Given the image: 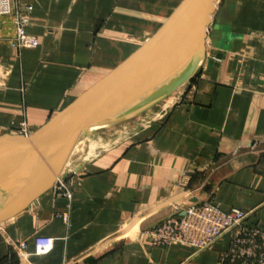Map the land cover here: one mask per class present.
<instances>
[{
    "label": "crops",
    "instance_id": "1",
    "mask_svg": "<svg viewBox=\"0 0 264 264\" xmlns=\"http://www.w3.org/2000/svg\"><path fill=\"white\" fill-rule=\"evenodd\" d=\"M20 1L38 46L13 48V18L0 16V137L42 128L182 0ZM190 80L77 145L59 177L70 201L52 186L1 212L0 264H222L228 235L196 251L153 246L146 234L202 203L241 210L245 227L264 231V0H217ZM36 235L54 240L48 254H33Z\"/></svg>",
    "mask_w": 264,
    "mask_h": 264
},
{
    "label": "water",
    "instance_id": "2",
    "mask_svg": "<svg viewBox=\"0 0 264 264\" xmlns=\"http://www.w3.org/2000/svg\"><path fill=\"white\" fill-rule=\"evenodd\" d=\"M216 3L182 0L132 55L42 128L28 137L1 136L0 206L32 191L49 176V184L30 201L45 192L56 182L77 142L151 108L190 80L203 60Z\"/></svg>",
    "mask_w": 264,
    "mask_h": 264
},
{
    "label": "built area",
    "instance_id": "3",
    "mask_svg": "<svg viewBox=\"0 0 264 264\" xmlns=\"http://www.w3.org/2000/svg\"><path fill=\"white\" fill-rule=\"evenodd\" d=\"M32 7L20 0H0V16L13 18L15 49H34L38 46L35 37L27 34ZM33 130L22 123L18 135L28 137ZM264 178V171H263ZM57 195L70 201L72 191L63 179L57 178L53 185ZM246 214L238 209L222 211L209 204L202 203L188 207L182 216L169 217L146 231L151 244L166 247L173 244L188 245L196 251L205 250L225 235L229 236V245L222 264H264V231L244 226ZM32 244L36 256L48 254L54 244L52 238L33 236ZM26 242H20V252L26 250Z\"/></svg>",
    "mask_w": 264,
    "mask_h": 264
},
{
    "label": "bare ground",
    "instance_id": "4",
    "mask_svg": "<svg viewBox=\"0 0 264 264\" xmlns=\"http://www.w3.org/2000/svg\"><path fill=\"white\" fill-rule=\"evenodd\" d=\"M90 135H87L86 137H84L82 140H84L85 138H88ZM81 140V141H82ZM81 141L80 142H77L76 144H75V146H74V148H73V150H72V152L74 151V149L76 148V146L77 145H79L80 143H81ZM72 152H71V154H72ZM71 154H70V156H71ZM70 156H69V158H70ZM68 158V159H69ZM68 159H67V161H68ZM65 169V168H64ZM50 171V170H49ZM64 172V171H63ZM61 174V173H60ZM49 175V174H48ZM60 176V175H59ZM59 176L57 177V178H59ZM49 182H50V177L49 176H47V178H45L42 182H41V184L39 185V186H41L42 184H44V183H47L45 186H47L48 184H49ZM39 186H37V187H39ZM44 186V187H45ZM24 195V194H23ZM22 196V195H21ZM21 196H19V197H17V198H14L13 200H11V201H9V202H7V203H5V204H3V205H1L0 206V213L1 212H3L4 210H7V209H12L13 207V211L15 210V209H17V208H15V206H14V204L15 205H17V204H19V200L20 199H22L21 198ZM17 203V204H16Z\"/></svg>",
    "mask_w": 264,
    "mask_h": 264
},
{
    "label": "rangeland",
    "instance_id": "5",
    "mask_svg": "<svg viewBox=\"0 0 264 264\" xmlns=\"http://www.w3.org/2000/svg\"><path fill=\"white\" fill-rule=\"evenodd\" d=\"M190 81H191V80H190ZM190 81H189L188 83H185V85H186V86L190 85V84L192 83V82H190ZM182 88H183V87H182ZM182 88H181V89H182ZM181 89H179V90H181ZM179 90H177V91H179ZM78 146H79V145H78ZM78 146H76L75 149H77ZM75 156H76V154H75ZM73 162H74L73 159L69 161V168H71V165H73ZM66 164H67V162H66ZM66 164H65V166H64L65 169L63 168V170L61 171L60 176H61L62 174L64 175V173H65V171H66V169H67L66 167L68 166V165L66 166ZM63 171H64V172H63ZM65 174H66V173H65ZM60 176H59V177H60ZM63 178H64V177H63ZM42 185H43V184H42ZM42 185H41V186H42ZM42 188H44V186H43V187H40V186H39V187H36L35 189H33L32 191H30V192L24 194V195L22 196V199H20V201H22V200H26V199H27L28 197H30V196H34V194H36V193H37L39 190H41ZM20 201H19V202H20ZM24 205H26V204H24ZM24 205H23V204H19V205L17 204V206L15 205V208H19V207H22V206H24ZM13 208H14V207H13ZM13 208H12V209H13ZM12 209H11V211H12ZM1 217H2V216H1ZM0 220H1V219H0Z\"/></svg>",
    "mask_w": 264,
    "mask_h": 264
}]
</instances>
